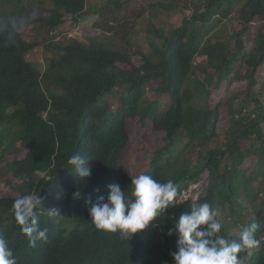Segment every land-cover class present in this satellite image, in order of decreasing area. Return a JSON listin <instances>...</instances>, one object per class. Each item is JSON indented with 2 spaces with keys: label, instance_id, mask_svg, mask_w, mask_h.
Here are the masks:
<instances>
[{
  "label": "trees",
  "instance_id": "trees-1",
  "mask_svg": "<svg viewBox=\"0 0 264 264\" xmlns=\"http://www.w3.org/2000/svg\"><path fill=\"white\" fill-rule=\"evenodd\" d=\"M89 9L101 35L55 41L51 32ZM137 18L145 36L133 43ZM31 24L43 40L25 37ZM118 35L120 48L109 44ZM40 46L44 64L30 59ZM132 123L158 143L134 173L121 164ZM77 152L91 168L83 180L67 164ZM0 167L17 194L0 198V234L17 264H174L168 231L203 202L229 241L255 226L257 246L238 255L264 264V0H0ZM140 174L173 181L174 202L129 240L97 229L91 203L110 184L130 196ZM29 194L47 229L35 247L13 210Z\"/></svg>",
  "mask_w": 264,
  "mask_h": 264
},
{
  "label": "clouds",
  "instance_id": "clouds-1",
  "mask_svg": "<svg viewBox=\"0 0 264 264\" xmlns=\"http://www.w3.org/2000/svg\"><path fill=\"white\" fill-rule=\"evenodd\" d=\"M88 160L77 152L68 158L67 164L83 180L91 175ZM131 185L130 196L125 194L119 184H110L107 195H99L91 203L89 217L97 229L119 232L121 238L129 240L133 234L148 227L158 213L174 202L177 196V187L173 181L160 183L148 174H140L131 179ZM4 187L8 189L6 185L1 188ZM80 195L76 192L74 198L78 199ZM41 205L37 194L21 196L13 203L15 220L31 247H35L38 240L47 239V229L38 226L36 216V209ZM49 215L59 216L55 210H49ZM218 216V210L208 202L192 204L190 211L180 214L174 227L168 231V235L175 233L177 236V250L171 254L174 264H241L238 254L258 244L253 236L255 226L242 229L238 240L229 241L218 235L222 227ZM0 264H17L2 234Z\"/></svg>",
  "mask_w": 264,
  "mask_h": 264
},
{
  "label": "rangeland",
  "instance_id": "rangeland-1",
  "mask_svg": "<svg viewBox=\"0 0 264 264\" xmlns=\"http://www.w3.org/2000/svg\"><path fill=\"white\" fill-rule=\"evenodd\" d=\"M102 0H89L90 3H100ZM45 5L48 4V2H44ZM135 11L140 12L142 11V8L139 4H136ZM180 15L176 14L175 16L171 17L172 20L179 19ZM95 18V12L94 10L89 9L88 13L81 19L80 23L76 26H70L65 28L66 31L64 32H58L54 31L51 32V35L54 36L55 41H59L61 43L67 42L69 39L78 38L83 41H87L90 37H95L101 35L100 32H96L92 26V23ZM147 23V20L142 18H137V22L134 24H129L131 28L134 29L135 35L131 36V41L134 43L138 42L140 43L143 37L145 36V24ZM68 25H65V27ZM22 32L24 33L25 37H27L30 40L38 39L43 40L42 33H38L36 29L32 27V24L24 29H22ZM112 42H109V44H113L116 47H122L124 45V40L118 35L117 37H114L111 39ZM147 46V44H145ZM49 51L40 46L34 52L30 55V59H32L35 62H39L41 64H44L45 58L49 56ZM140 58H137V63H139ZM162 99V98H160ZM150 121H147L149 123ZM132 128L130 131V142L123 154L122 159V166L126 171H129L131 173H134L137 170H141L143 163L147 161L151 155L155 152L158 143L156 141V135L151 134L150 132H145V128L137 127L134 123H132ZM189 163V161H188ZM190 166V163H189ZM5 176V178L10 179L12 177L11 173L8 172L3 167H0V177ZM3 182L0 181V189L1 187L5 186L2 185ZM12 194L13 196L16 195L14 190L7 189L4 187L0 191V197H5L6 195Z\"/></svg>",
  "mask_w": 264,
  "mask_h": 264
}]
</instances>
